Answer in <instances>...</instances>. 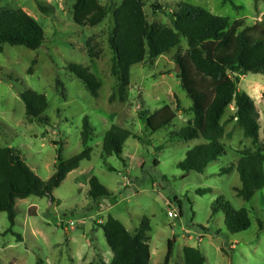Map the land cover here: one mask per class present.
I'll return each instance as SVG.
<instances>
[{"label":"rangeland","instance_id":"374dc122","mask_svg":"<svg viewBox=\"0 0 264 264\" xmlns=\"http://www.w3.org/2000/svg\"><path fill=\"white\" fill-rule=\"evenodd\" d=\"M37 1L48 8L46 13ZM75 1L0 0V11L24 10L42 25L47 38L37 50L6 44L0 53V148L18 150L34 173L47 181L55 173L59 148L65 160L84 150L81 131L85 117H89L93 133L88 145L91 159L83 161L53 191V201L36 196L17 199L12 232H8L7 214L0 213V264H37L39 259L45 264H110L113 253L101 228L109 216L130 232L139 229L144 217L149 218L150 264H163L171 241L174 253L170 264H185L186 247L200 249L205 264H264V188L246 202L237 196L241 187L237 171L220 173L258 149L236 121L230 120L234 104L223 119L226 156L211 163L204 173H184L177 165L189 150L204 143L203 139L171 140V134L193 119L192 101L183 90L176 61L186 56L187 41L153 63L146 60L133 66L122 102L112 74L114 54L109 38L115 28L114 13L123 0H99L107 15L95 27L74 23ZM143 1L149 24L172 28L173 13L185 2L228 18L232 25L258 26L255 36L264 31V0ZM70 65L86 67L97 77L102 84L98 98L71 73ZM240 77L239 90L255 100L259 111V143L264 144V76L248 73ZM26 90L47 97L46 124L26 116L20 97ZM165 106H170L177 118L159 132L147 130L140 111L152 115ZM115 125L132 134L124 145L123 161L117 156L105 157L103 152L105 135ZM91 176L113 196L94 202L88 194ZM200 189L209 192L201 195ZM218 198L235 210L246 209L251 227L230 234L224 212L213 215ZM170 213L177 217L170 218Z\"/></svg>","mask_w":264,"mask_h":264},{"label":"trees","instance_id":"16d2710c","mask_svg":"<svg viewBox=\"0 0 264 264\" xmlns=\"http://www.w3.org/2000/svg\"><path fill=\"white\" fill-rule=\"evenodd\" d=\"M37 5L42 12H47L48 8L42 2L37 1ZM144 6L143 0H123L114 13L115 28L109 38V45L114 54L112 74L118 82L120 100L125 101L133 66L146 60L153 63L160 56L180 47L185 39L188 52L185 57H177L176 61L181 68L179 78L183 90L192 101L193 119L171 134V140L203 139L204 143L189 150L185 160L177 167L186 174L192 171L204 173L211 163L226 156V147L222 143V139L227 136L223 119L228 108L234 104L235 114L230 120L236 121L245 138L252 139L258 149L255 153H246L236 165H229L221 169L220 173L224 175L236 170L241 180L237 196L246 202L251 201L256 192L264 188V144L259 143L260 114L255 100L246 92H241L239 84L240 76L248 73L264 76V31L255 36L258 26L242 28V22L232 25L228 18L185 2H180L173 13L172 28L149 24ZM106 15L107 11L99 0L75 1L73 20L78 26L95 27ZM46 41L42 25L24 10L0 11V53L6 44L37 50ZM69 70L84 84L92 97L98 98L102 84L88 68L70 65ZM231 74H238V77L232 78ZM20 97L26 116L32 122L42 125L48 122L44 116L48 108L45 95L26 90ZM139 116L146 129L155 133L170 126L177 118V113L170 106H165L152 115L140 111ZM92 136L90 119L85 117L81 131L84 150L65 160L62 148H59L55 173L47 181L34 173L18 150L0 148V213L7 214L10 224L8 232H12L16 225V200L36 196L50 197L53 201V191L83 161L91 159L92 150L88 145ZM130 137L132 134L129 131L113 126L104 138L105 157L117 156L123 161V148ZM108 169L114 170L110 166ZM197 192L204 195L209 190L200 189ZM88 194L94 202L113 196L96 176L89 179ZM220 211L225 214V224L230 234H239L251 227L246 209L235 210L228 202L218 198L213 206V215ZM101 228L113 253L110 264H150L149 218L144 217L135 232H130L112 216ZM261 229H264L262 223ZM173 253L174 243L171 241L163 264H170ZM184 259L185 264L206 263L202 251L194 247L184 249ZM37 264L45 263L39 259Z\"/></svg>","mask_w":264,"mask_h":264},{"label":"built area","instance_id":"2783aa9c","mask_svg":"<svg viewBox=\"0 0 264 264\" xmlns=\"http://www.w3.org/2000/svg\"><path fill=\"white\" fill-rule=\"evenodd\" d=\"M169 217H170V218H176L177 215H176V214H173V213H170V214H169Z\"/></svg>","mask_w":264,"mask_h":264},{"label":"water","instance_id":"95a60500","mask_svg":"<svg viewBox=\"0 0 264 264\" xmlns=\"http://www.w3.org/2000/svg\"><path fill=\"white\" fill-rule=\"evenodd\" d=\"M179 72V69L177 68V73Z\"/></svg>","mask_w":264,"mask_h":264},{"label":"crops","instance_id":"0c3cea01","mask_svg":"<svg viewBox=\"0 0 264 264\" xmlns=\"http://www.w3.org/2000/svg\"><path fill=\"white\" fill-rule=\"evenodd\" d=\"M72 173V172H71Z\"/></svg>","mask_w":264,"mask_h":264}]
</instances>
